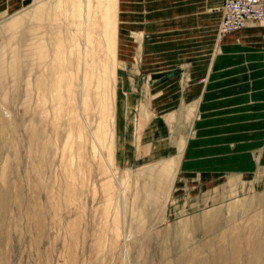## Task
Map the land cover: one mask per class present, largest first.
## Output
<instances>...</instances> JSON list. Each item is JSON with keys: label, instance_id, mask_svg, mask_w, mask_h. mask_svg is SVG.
<instances>
[{"label": "rangeland", "instance_id": "374dc122", "mask_svg": "<svg viewBox=\"0 0 264 264\" xmlns=\"http://www.w3.org/2000/svg\"><path fill=\"white\" fill-rule=\"evenodd\" d=\"M147 2L0 0V264H264V22Z\"/></svg>", "mask_w": 264, "mask_h": 264}, {"label": "built area", "instance_id": "2783aa9c", "mask_svg": "<svg viewBox=\"0 0 264 264\" xmlns=\"http://www.w3.org/2000/svg\"><path fill=\"white\" fill-rule=\"evenodd\" d=\"M251 18L264 19V0H225L221 31L243 26Z\"/></svg>", "mask_w": 264, "mask_h": 264}, {"label": "crops", "instance_id": "0c3cea01", "mask_svg": "<svg viewBox=\"0 0 264 264\" xmlns=\"http://www.w3.org/2000/svg\"><path fill=\"white\" fill-rule=\"evenodd\" d=\"M147 3H149V6H150V10H152L153 12H151V15L153 16V15H156L155 17H156V20H158V15H159V0H150V2H147ZM146 3V4H147ZM220 10H219V21H218V27H219V22H220V20H221V7H222V4H223V0H220ZM153 5H154V9H153ZM172 11H174V9H172ZM146 14H148V12L146 11ZM119 15H121V14H119ZM151 19H155V18H153V17H151L150 18V20ZM231 37V36H230ZM229 36H228V38H230ZM197 70H199V69H194V71H193V74H195V71H197ZM199 73V72H198ZM192 74V75H193ZM197 75H199V74H197ZM190 85L192 84L193 86H192V88H194V87H196L197 85H199V84H197V81H196V77L195 76H192V80H190ZM187 91H189L190 92V89H188ZM188 93V92H187Z\"/></svg>", "mask_w": 264, "mask_h": 264}, {"label": "bare ground", "instance_id": "6f19581e", "mask_svg": "<svg viewBox=\"0 0 264 264\" xmlns=\"http://www.w3.org/2000/svg\"><path fill=\"white\" fill-rule=\"evenodd\" d=\"M224 5H225V0H223V4H222V7H221V20H220V22H219V27H218V34H219V35H223V34H227V33H229V32H233V31L239 30V29H241V28L247 26V25L250 24V23H254V22H264V19L251 18V19H248V20L246 21V23H245L243 26H240V27H238V28H236V29H232V30H229V31H226V32L223 33V32L221 31V23H222V19H223V6H224Z\"/></svg>", "mask_w": 264, "mask_h": 264}]
</instances>
